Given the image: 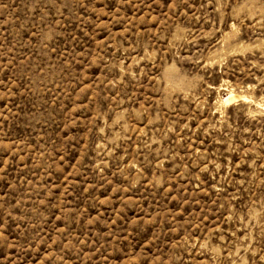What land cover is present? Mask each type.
<instances>
[{
    "label": "rangeland",
    "instance_id": "1",
    "mask_svg": "<svg viewBox=\"0 0 264 264\" xmlns=\"http://www.w3.org/2000/svg\"><path fill=\"white\" fill-rule=\"evenodd\" d=\"M0 264H264V0H0Z\"/></svg>",
    "mask_w": 264,
    "mask_h": 264
},
{
    "label": "bare ground",
    "instance_id": "2",
    "mask_svg": "<svg viewBox=\"0 0 264 264\" xmlns=\"http://www.w3.org/2000/svg\"><path fill=\"white\" fill-rule=\"evenodd\" d=\"M242 99V96L239 94H235V93H230L228 94L227 98H225V103H230L231 101L235 100V99Z\"/></svg>",
    "mask_w": 264,
    "mask_h": 264
}]
</instances>
